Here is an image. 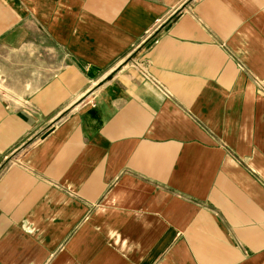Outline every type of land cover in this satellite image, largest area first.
Returning <instances> with one entry per match:
<instances>
[{"label":"crops","instance_id":"0c3cea01","mask_svg":"<svg viewBox=\"0 0 264 264\" xmlns=\"http://www.w3.org/2000/svg\"><path fill=\"white\" fill-rule=\"evenodd\" d=\"M0 56V264H264V0H0Z\"/></svg>","mask_w":264,"mask_h":264},{"label":"rangeland","instance_id":"374dc122","mask_svg":"<svg viewBox=\"0 0 264 264\" xmlns=\"http://www.w3.org/2000/svg\"><path fill=\"white\" fill-rule=\"evenodd\" d=\"M151 35H152V33H151ZM144 38H146V36ZM0 58H2V57L0 56ZM1 66L7 67L6 70L9 71V73H7V74L17 75L16 72H18V70H17L16 65L13 67V65L0 64V67ZM26 82L27 81L19 80V79H13L12 81H8V80L4 81L3 79H0V90H3L4 88L5 89L11 88L14 91H16V90L19 91V88L25 87Z\"/></svg>","mask_w":264,"mask_h":264},{"label":"built area","instance_id":"2783aa9c","mask_svg":"<svg viewBox=\"0 0 264 264\" xmlns=\"http://www.w3.org/2000/svg\"><path fill=\"white\" fill-rule=\"evenodd\" d=\"M151 37H152L151 33H148V34L146 35V38H144V41H146L147 39H149V38H151Z\"/></svg>","mask_w":264,"mask_h":264}]
</instances>
